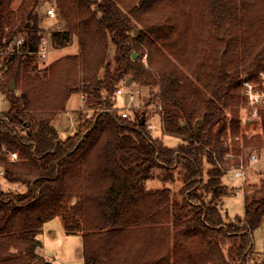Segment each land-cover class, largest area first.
I'll use <instances>...</instances> for the list:
<instances>
[{"label":"trees","instance_id":"16d2710c","mask_svg":"<svg viewBox=\"0 0 264 264\" xmlns=\"http://www.w3.org/2000/svg\"><path fill=\"white\" fill-rule=\"evenodd\" d=\"M44 1L0 0V51L24 39L23 53L4 57L0 115V150L18 161L4 152L0 165L3 179L25 186L0 189V264H46L39 235L55 217L81 237L84 264L252 261L264 180L245 185L244 216L228 221L233 189L222 179L241 138L264 147V110L254 138L240 119L242 76L264 69V0H53L65 32L40 27ZM73 37L78 54L39 69L44 40L63 48ZM130 79L149 89L163 134L179 146L139 125V113L122 117L116 91ZM76 94L95 113H80L63 138L55 118Z\"/></svg>","mask_w":264,"mask_h":264},{"label":"rangeland","instance_id":"374dc122","mask_svg":"<svg viewBox=\"0 0 264 264\" xmlns=\"http://www.w3.org/2000/svg\"><path fill=\"white\" fill-rule=\"evenodd\" d=\"M19 1L20 0H17V2ZM140 3L142 4V1ZM51 7H54L53 0H46L39 7V14L41 16L40 27L47 30V32L53 30L65 32V23L58 17V15L57 17H51L48 15L47 11ZM46 42L48 49L45 59H39L36 61L38 62L39 69H44L50 65L52 61L64 57L67 54H78L80 51L77 39L75 37L68 41L66 47L63 48H57L54 46L55 44L50 40V38H47ZM114 53L115 48L112 47L110 51V58L114 56ZM144 59H146V57H144ZM137 88H141L142 93L133 103V107L136 108V112H138L140 115L145 113L146 118L148 119V124L151 123L155 126L153 129L154 137L163 140L165 145L169 147L174 148L179 146L182 143V140L167 134H163L158 108H156L155 104H152L149 100L151 96L149 89L140 87L136 83L132 84L130 87H126V94L120 95L118 97L117 106L119 108L128 106L129 93L135 91ZM8 108L9 102L4 103L2 109L7 110ZM68 109H73L70 114L67 115L65 111L55 118V125L63 138L68 137L77 130L78 126L75 119L80 113L84 115V119L85 117H90L95 113V110L89 109L85 102L81 101L80 94H76L71 97L67 105V111ZM229 117H231V115H229ZM240 119L242 122L246 119L252 122L250 127L244 129L246 136L253 137L261 132L260 123L256 122L255 120L257 119H254L249 115L248 110H241ZM240 143L242 147L241 152L239 155L231 154L228 156V158L231 160V165L222 179L225 186L229 187L231 191L233 189L232 194L225 197L223 200V215L228 221H232L235 218H242L244 216L245 185H250V187L259 186L261 181L264 180V147L262 148L256 145L245 147L243 146L242 138ZM253 154L259 155V159L254 163H250L249 160ZM241 165L248 167L245 183L242 178H237L235 176V171L233 169ZM0 189L3 191L21 192L25 190V186L23 184H11L7 182L6 179H0ZM47 224L48 226L45 228L44 234L39 235L40 240L44 243V245L39 249V252H42V257H45L47 262L51 264H84V256L82 255L83 246L80 236L72 234L67 235L64 224H62L61 217H55ZM252 235L254 244V257L253 260L248 264H264V223L260 228L255 230Z\"/></svg>","mask_w":264,"mask_h":264},{"label":"built area","instance_id":"2783aa9c","mask_svg":"<svg viewBox=\"0 0 264 264\" xmlns=\"http://www.w3.org/2000/svg\"><path fill=\"white\" fill-rule=\"evenodd\" d=\"M48 15L51 17H57L58 13H56V10L54 7L49 8L47 11ZM24 43V39L22 37H17V39L12 40L6 50L0 51V115L3 114V111H5L3 108V104L8 102V98L6 94L3 92V83L5 81V63H4V57L10 55V54H20L23 53L22 51V44ZM47 42L44 40L42 42L41 49L37 52L39 59H45L47 54L48 46L46 45ZM241 90L243 92V97L246 101L247 110L249 112V115L252 116V118L257 119L259 117V112L264 110V69H262L259 72V75L257 78H251L248 75L242 76V82H241ZM126 87H121L117 89V97L120 95L126 94ZM141 88H137L135 91H132L129 93V105L121 109V115L123 118H133L136 117V108L133 107V103L136 99L139 98L141 94ZM81 101H86V96H81ZM70 114V112L68 113ZM248 120V119H246ZM148 119L146 118L145 124L147 125L148 130L154 129V125L149 123ZM161 124V119H160ZM163 125L161 124V127ZM233 138L229 140L228 144H231V141ZM235 140H240V138L236 137ZM6 152L9 155L10 160H13L15 162L18 161V157L14 153H8L6 147L2 148L0 150V153ZM259 159V155L253 154L250 157L249 162L254 163ZM235 171V176L237 178H242L245 183V179L247 176V169L248 167L245 165H241L237 168H233ZM5 175V170L2 165H0V179H3Z\"/></svg>","mask_w":264,"mask_h":264},{"label":"water","instance_id":"95a60500","mask_svg":"<svg viewBox=\"0 0 264 264\" xmlns=\"http://www.w3.org/2000/svg\"><path fill=\"white\" fill-rule=\"evenodd\" d=\"M138 33H139V30H136V35H137ZM137 56H138V54L135 53V52L132 54V57H133V58H137ZM132 84H133V79H130V80H128V82H126L125 86H126V87H130V86H132ZM14 87H15V83L12 84L10 90L13 91V90H14ZM249 121H250V120H247V123H249ZM145 122H146V114L143 113V114L141 115V117L139 118L138 123H139V125L144 126V125H145ZM46 264H51V263L47 262Z\"/></svg>","mask_w":264,"mask_h":264},{"label":"crops","instance_id":"0c3cea01","mask_svg":"<svg viewBox=\"0 0 264 264\" xmlns=\"http://www.w3.org/2000/svg\"><path fill=\"white\" fill-rule=\"evenodd\" d=\"M73 109H76V108H73ZM73 109H72V110H73ZM72 110H69V109H68V111H66V114L68 115V113H69V112L71 113ZM73 134H74V132H73L71 135H73ZM48 222H49V221H48ZM48 222L45 223V226H44L43 231H42L41 234H44L45 228L48 226V224H47ZM41 234H40V235H41ZM80 238H81V237H80ZM39 239H40V238H39ZM40 241H41V240H40ZM42 243H43V241H42ZM43 245H44V243H43ZM38 253L42 256V252L40 253V252L38 251Z\"/></svg>","mask_w":264,"mask_h":264}]
</instances>
